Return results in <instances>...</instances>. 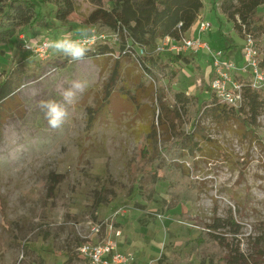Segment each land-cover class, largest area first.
Here are the masks:
<instances>
[{"label": "rangeland", "instance_id": "1", "mask_svg": "<svg viewBox=\"0 0 264 264\" xmlns=\"http://www.w3.org/2000/svg\"><path fill=\"white\" fill-rule=\"evenodd\" d=\"M201 1L203 8L187 35L207 41L213 49L226 47L224 35L232 45L226 53L241 65L244 40L221 13L223 0ZM74 2L77 10L56 22L50 0H42L44 20L0 43V73L16 63L30 67L40 62L22 51L21 33L33 40L88 30L84 20L94 6L88 0ZM199 19L211 24L207 31L198 32ZM254 39L258 57L264 60V35ZM121 46L117 41L111 46L113 55L86 56L83 61L62 63L56 55L41 62L40 72L22 80L18 93L24 115L9 118L0 137V264H86L77 247L108 236L130 253L133 264H218V257L211 256L215 245L201 259L187 242L215 218L229 217L237 221L239 231L234 233L230 226L218 230L226 251L264 264L259 239L264 233V108L254 134L232 118L203 119L192 172L199 187L196 201L171 200L162 181L147 201L132 169L156 108L153 81L131 57L122 60L112 80ZM145 55L146 65L150 57H170L150 47ZM189 57L192 62L180 69L174 88L206 97L195 75L199 67L207 83L209 56L200 51ZM77 79L87 81V88L64 105L68 116L62 126L51 128L40 102L64 104L61 91ZM135 91L138 104L123 103ZM117 95L123 102L114 104Z\"/></svg>", "mask_w": 264, "mask_h": 264}, {"label": "trees", "instance_id": "2", "mask_svg": "<svg viewBox=\"0 0 264 264\" xmlns=\"http://www.w3.org/2000/svg\"><path fill=\"white\" fill-rule=\"evenodd\" d=\"M88 1L94 9L84 23L96 27L98 32H117L118 41L122 43L114 60L112 80L118 77L123 67L122 60L131 57L134 61L138 60L137 65L143 75L153 81L150 87L154 90L156 108L152 109V118L145 125L144 142L132 169L136 187L147 201H151L155 185L162 181L166 183V194L171 200L196 201L199 187L192 172L196 169L194 158L200 152L198 138L204 129L203 119H220L221 116L232 118L254 134L257 118L264 108V90H254L248 79L241 80L243 101L238 108H233L216 99L208 85L210 76L205 84V75L199 67H196L195 76L199 86L207 91L206 97L201 98L174 88L180 69L192 62L190 55L169 53L170 57L165 61L150 57L147 65L144 62L146 55L136 58L132 56V53H136V44L154 49L156 42L165 36L179 38L184 35L203 8L201 0ZM41 3L42 0H0V43L14 37L17 30L34 28L40 24L45 18L40 10ZM50 3V11L56 22L66 21L77 10L74 0H50ZM220 9L227 21L231 22L235 33L243 39L246 35L253 39L258 34L264 35V0H223ZM222 37L226 41L223 50L227 56H231L226 53L232 46L229 44L231 40L224 35ZM113 53L111 46L99 44L90 47L86 56L97 58L111 56ZM56 55L62 63L71 61L62 53L56 52L54 57ZM260 64L264 67V60ZM41 67V61L30 67L16 63L0 73V137L3 125L9 118H22L24 115L18 93L22 80L40 72ZM136 95L137 91L128 98L129 101L124 102L117 95L113 103L122 100L127 105L138 104ZM224 226L235 228L234 233L239 231V224L233 218H215L211 224H205L206 231L188 241L187 246H190L196 257L202 259L204 255L210 254L215 245L211 256L218 257V264H263L244 257L238 251H226L225 238L218 233ZM259 239L264 245V233Z\"/></svg>", "mask_w": 264, "mask_h": 264}, {"label": "built area", "instance_id": "3", "mask_svg": "<svg viewBox=\"0 0 264 264\" xmlns=\"http://www.w3.org/2000/svg\"><path fill=\"white\" fill-rule=\"evenodd\" d=\"M210 26L209 22L199 19L198 32H205ZM88 30L95 36L94 42L89 47L99 44L112 46L119 38L117 32H98L94 26ZM64 35L68 34H60L57 37L42 36L32 40L27 39L21 33L18 35V41H20L22 51L30 53L33 58L41 62H46L53 59L56 51L45 48L44 42L57 40ZM72 38L80 39L81 37L79 34H72ZM243 40L241 65H238L239 63L231 56H227L223 49H213L207 41L189 36L187 33L179 38L165 36L159 39L155 44L154 51H166L185 56L206 51L210 60V79L208 80L210 89L220 103L238 108L243 101L241 80L248 79L254 90H264V67L260 64L261 59L258 57L255 40L250 35H246ZM146 49L145 46L136 44V53H132V56L135 58L144 56ZM136 61L138 63V60ZM119 234L118 231L115 236H119ZM76 252L86 264H133L130 253L120 250L117 242L111 236L97 242L86 241L77 247Z\"/></svg>", "mask_w": 264, "mask_h": 264}, {"label": "clouds", "instance_id": "4", "mask_svg": "<svg viewBox=\"0 0 264 264\" xmlns=\"http://www.w3.org/2000/svg\"><path fill=\"white\" fill-rule=\"evenodd\" d=\"M80 39H73L72 34L64 35L57 40L45 41L44 47L55 50L69 57L71 61H83L90 51V45L94 42V34L87 29L79 30ZM87 88V81L73 80L67 89L61 91L64 104L55 100L40 102V108L44 111L45 118L51 128L57 129L62 126L68 116L65 104L73 103L77 93Z\"/></svg>", "mask_w": 264, "mask_h": 264}, {"label": "crops", "instance_id": "5", "mask_svg": "<svg viewBox=\"0 0 264 264\" xmlns=\"http://www.w3.org/2000/svg\"><path fill=\"white\" fill-rule=\"evenodd\" d=\"M191 27H192V26H191ZM191 27H190V29H191ZM190 29H189V30H190ZM189 30H188V31H189ZM188 31H187V32H188ZM187 32H186V33H187Z\"/></svg>", "mask_w": 264, "mask_h": 264}]
</instances>
